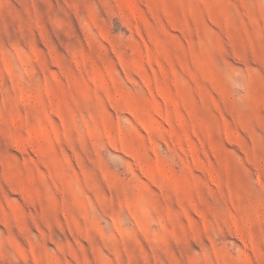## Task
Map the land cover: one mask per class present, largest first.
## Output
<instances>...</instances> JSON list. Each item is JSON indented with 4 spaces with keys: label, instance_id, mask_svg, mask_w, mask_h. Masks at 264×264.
<instances>
[{
    "label": "rangeland",
    "instance_id": "rangeland-1",
    "mask_svg": "<svg viewBox=\"0 0 264 264\" xmlns=\"http://www.w3.org/2000/svg\"><path fill=\"white\" fill-rule=\"evenodd\" d=\"M0 264H264V0H0Z\"/></svg>",
    "mask_w": 264,
    "mask_h": 264
}]
</instances>
